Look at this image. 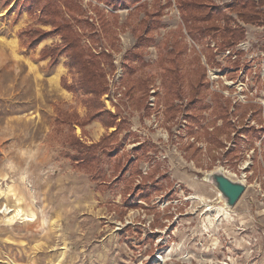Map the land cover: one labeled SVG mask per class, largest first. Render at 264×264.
<instances>
[{
  "label": "rangeland",
  "instance_id": "374dc122",
  "mask_svg": "<svg viewBox=\"0 0 264 264\" xmlns=\"http://www.w3.org/2000/svg\"><path fill=\"white\" fill-rule=\"evenodd\" d=\"M82 1L85 18L92 24L76 25L82 43L94 54L109 55L102 62L108 90L101 102L118 122L126 123L118 154L129 152L134 160L133 149L148 144L150 158L140 164L143 175H133L132 181L142 182L159 163L153 179L164 188L145 208L138 202L125 210L121 189L101 194L88 175L72 169L66 156L71 150L64 144L68 128L58 132L54 120L61 109L77 111L81 117L87 110L80 97L62 86L63 77L69 83L74 80L63 64L65 58L58 65L63 64L64 72L57 77L58 66L49 67L40 56L45 46L61 39L50 38L34 50L26 49L19 37L23 30L50 27L18 11L16 0H0V264H264V28L244 25L246 39L237 46L244 55L230 57L228 51L216 57L220 67L211 66L202 46L181 31L175 0L166 9V0L157 4L146 0L149 9H163V15L161 26L152 32L156 43L146 49V64L138 71L139 77L152 80L138 109L127 94L123 64L126 52L137 42L134 24L144 14L129 25L132 8L115 12L119 15L115 49L105 38L90 0ZM214 1L224 7L234 0ZM166 40L188 45L185 92L174 101L180 110L170 121L167 91L156 65L160 50L172 49L171 44L165 47ZM192 47L204 71H198V63L187 56ZM238 57L236 69L233 63ZM193 75L208 83L203 102L210 106L190 134L186 113ZM216 98L228 105L230 127L225 132L224 120L215 114ZM251 128L263 131L262 138L248 133L237 137ZM106 132L99 121L87 125L84 133L75 127L76 135L88 144L98 142ZM220 169L246 185L231 208L213 181L203 180ZM112 175L113 170L108 171Z\"/></svg>",
  "mask_w": 264,
  "mask_h": 264
},
{
  "label": "trees",
  "instance_id": "16d2710c",
  "mask_svg": "<svg viewBox=\"0 0 264 264\" xmlns=\"http://www.w3.org/2000/svg\"><path fill=\"white\" fill-rule=\"evenodd\" d=\"M14 2L15 0H11ZM163 9L172 5L170 0ZM92 2H96L93 5ZM181 18V31L185 30L190 40L198 46H202L206 61L211 66L220 67L216 60L219 54L230 51L237 56L244 55V52L237 51V46L246 39V28L244 25H251L264 28V0H234L226 6L218 5L214 0H175ZM154 3H161L156 0ZM11 4V3H10ZM96 13L102 32L107 41L117 49V31L119 26V15L115 12L133 9L130 11L127 22L135 19L141 13L144 17L134 24V34L137 42L132 50L126 52L123 68L125 71L124 82L128 85V96L138 109L142 108L148 97L149 87L152 84L150 78L139 77L138 71L146 64L145 51L156 43L152 32L161 26L162 10L156 12L148 8L146 0H90L88 3ZM113 10L107 12L100 5ZM16 9L25 11L28 15L36 17L38 24L50 27L30 28L23 30L19 37L28 50L36 49L43 41L58 37L60 42L52 47L45 46L40 53L41 60H48V66L54 67L60 64V59L65 58L64 66L68 73L74 76L73 82L69 83L67 78L61 80L62 86L72 92L77 98H81L83 106L87 110L85 117H81L77 111L58 110L54 120V129L58 132L64 127L68 128L64 144L70 148L66 154L71 161L74 171L83 172L95 184V189L101 194L115 188L121 189L123 202L129 209L131 203L150 205L154 195L159 193L164 184L154 180L155 174L160 171V164L156 163L147 174L146 179L135 185L133 175H143L140 169L142 159H149L150 148L148 144L141 143L132 151L134 160H131V153L118 154L121 145H118L119 135L125 130V122L117 121V117L104 109L101 98L108 90V83L102 62L109 59L105 53L94 54L82 43V35L78 33L76 25L86 28L92 26L86 20V11L82 0H16ZM124 25V24H123ZM215 46L212 47V43ZM165 47L171 43L165 42ZM166 53L160 50L156 65L161 69L162 83L167 91V112L168 121L174 120L180 108L174 101H180L185 92V72L183 68L187 43L179 45L177 41L171 44ZM191 55H187L196 61L198 71H204L200 64V57L194 47L190 49ZM196 54V55H195ZM240 58L235 61L234 67L239 69ZM204 76V73H203ZM192 98L187 108L186 118L190 124V134L200 126L203 119V112L209 110V106L203 101V92L208 89V83L202 78L193 75L190 82ZM83 96V97H81ZM219 97V95H216ZM221 96V95H220ZM222 97V96H221ZM216 117L224 120L226 131L230 126L228 117V105L221 103L216 98ZM93 121H99L106 129V133L98 142L88 144L75 133V127L85 132L87 125ZM113 129L112 131H110ZM263 131L256 128L245 130L239 133L238 138L248 133L250 136L262 138ZM264 141V140H263ZM234 144H237L235 141ZM111 164V169L106 165ZM113 170V175L108 176V171ZM110 177V178H109ZM138 206V205H137ZM135 206V207H137Z\"/></svg>",
  "mask_w": 264,
  "mask_h": 264
},
{
  "label": "water",
  "instance_id": "95a60500",
  "mask_svg": "<svg viewBox=\"0 0 264 264\" xmlns=\"http://www.w3.org/2000/svg\"><path fill=\"white\" fill-rule=\"evenodd\" d=\"M209 179L220 191L228 208L234 207L246 191V185L243 182L233 181L220 170L209 174Z\"/></svg>",
  "mask_w": 264,
  "mask_h": 264
},
{
  "label": "crops",
  "instance_id": "0c3cea01",
  "mask_svg": "<svg viewBox=\"0 0 264 264\" xmlns=\"http://www.w3.org/2000/svg\"><path fill=\"white\" fill-rule=\"evenodd\" d=\"M48 45H50V44H48ZM63 72H64V66H63V64H62L61 67L58 66V68H57V72H56V76H57V77H58V76L61 77V75L63 74Z\"/></svg>",
  "mask_w": 264,
  "mask_h": 264
},
{
  "label": "bare ground",
  "instance_id": "6f19581e",
  "mask_svg": "<svg viewBox=\"0 0 264 264\" xmlns=\"http://www.w3.org/2000/svg\"><path fill=\"white\" fill-rule=\"evenodd\" d=\"M220 171H222L223 173H224V170L223 169H220ZM203 180L205 181V182H207V183H209L210 182V179H209V175H207L205 178H203ZM223 199V198H222ZM224 200V199H223ZM225 208V207H224ZM223 208V210L225 211V212H227V210H229L228 208H225V209H227V210H225Z\"/></svg>",
  "mask_w": 264,
  "mask_h": 264
}]
</instances>
